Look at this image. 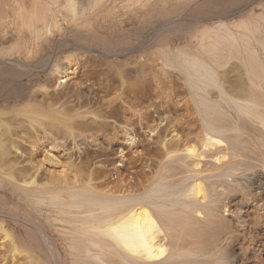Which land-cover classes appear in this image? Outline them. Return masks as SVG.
Returning <instances> with one entry per match:
<instances>
[{"label": "bare ground", "instance_id": "bare-ground-1", "mask_svg": "<svg viewBox=\"0 0 264 264\" xmlns=\"http://www.w3.org/2000/svg\"><path fill=\"white\" fill-rule=\"evenodd\" d=\"M101 139L154 144L138 183L102 191L53 153ZM0 187L64 250L2 201L0 264H264V0H0Z\"/></svg>", "mask_w": 264, "mask_h": 264}, {"label": "rangeland", "instance_id": "rangeland-1", "mask_svg": "<svg viewBox=\"0 0 264 264\" xmlns=\"http://www.w3.org/2000/svg\"><path fill=\"white\" fill-rule=\"evenodd\" d=\"M126 35L128 37V40L131 43L143 41L144 40V37H145V34L144 33H141V32L140 33H135L133 28H130L128 31H126ZM114 44L117 45L116 42L113 41L112 42V45H114ZM132 55L133 54H131V56ZM98 68H99V70H98ZM96 69H97V71H101L102 69H105V66L104 67H102V66L98 67L97 66ZM111 78L114 81L111 80L109 83H106V84H98V83H96L94 85V87L92 88V92L90 93L92 102H93V104H95L94 107L101 108V109L103 108L102 109L103 112L108 110V108L105 109L106 106L103 105L104 104V101H105L104 98L107 97L106 98V101H108L110 99L113 100V98H115V96L117 95V94L116 95L114 94V93H117L116 91L123 90L124 87L126 88V83L122 84L120 77L115 72H113V75L111 76ZM83 90H84V92H86L85 91L86 89H83ZM124 90H126V89H124ZM124 90H123V92H124ZM94 95H96V97ZM106 101H105V103H106ZM145 101L147 102L146 99L143 100V102H145ZM113 102L111 103V105L115 104L116 107H119V106H117L120 103L118 100H116V102L115 101H113ZM144 104H147V103H144ZM12 105H13V103H10L8 105L9 109L11 108ZM115 106L113 105V107H110V110L112 111V109ZM149 110L151 111V112L149 111V113H153L154 114V110H151V109H149ZM116 117H117V121H119L120 119L122 120V117L120 115L118 116V113H115V117L114 118L116 119ZM118 118H120V119H118ZM136 128H138V126ZM124 130H126V128H124ZM139 130H140L139 128H138V131L136 129V131L139 132L138 135L141 134L138 137H141V136L145 135L144 134L145 132L143 130L142 131H139ZM121 139H122V135H121ZM137 140H138V138H136V141ZM150 142L151 141H148L147 145L145 144V147H147L145 149H147V151L146 150H144V151L142 150L144 152V154H146L147 156L144 155V154H140V152L138 153V151H136V152L131 151V150H123V151H120L119 150L120 148H117V149L114 148L113 146H111V143L109 141L103 140V139H101V142L99 144H98V142L97 143L96 142L88 143L83 148H81V150L83 152H79V149L76 150V148H75V150H73L72 143H70V141H68L67 142L68 144L65 143V147H64L65 150H63V148H60L59 150H55L54 149L53 150V153H55V154L56 153H59V158L61 157L60 159H61V161L63 163H65V162L68 161L67 163L69 164L71 162V164L69 166L73 170L76 169L74 171L75 172L77 171V174L79 173V177L80 178H83V179L86 178L87 175H88V173L90 175L93 174V175L90 176L91 177V182H93V183L95 182L94 184L97 185V187L99 186L100 187L99 189H101V190L103 189L102 191H106V190L110 189V187L111 188L115 187V185L117 187L115 189H118L120 186H117V185H119V184L121 185V183H119L120 182V179L122 178V176H126L125 174L128 173V172L130 174L128 173L127 176H132V178H133L132 181H134V183H136L138 180H140V176H141V171L140 170L142 169V167H141L142 165L141 164L144 161L143 158L144 157L151 156V155H154L155 152H156V150H154V148L156 149V147H154L153 146L154 144L152 142H151L152 143L151 144ZM152 146L154 148H152ZM67 147H70L72 149L69 148L70 149L69 150ZM49 148H51V145H49ZM67 149H68V153L69 152H71V153L68 154L67 153ZM148 149H149V152H148ZM72 150H73V152H72ZM124 151L125 152L127 151V152L125 153ZM72 156H73V158H72ZM70 158H72V159H70ZM135 160H137V161H135ZM141 160H142V162H141ZM71 165L74 166L75 168L72 167ZM138 167H141V168H138ZM83 171L86 172L87 174L86 173L84 174ZM131 172H133V173H131ZM80 173H81V175H80ZM82 174H83V176H82ZM133 176L136 177V178H134ZM112 184H114V185H112ZM11 191L12 190H10V188H7L6 187V188L1 189V187H0V203H2V201H3V203L5 202V203H7L9 205H12L13 207H16L17 206L20 211H24L26 213V215L29 216L28 218L29 219L31 218V221L32 222L30 221L31 223H28L29 224L28 226L31 229H33V230L35 229V227H34L33 224L43 223L44 224V227L46 228V230L48 232L52 233L55 238L57 237L55 239L54 243H53V246L55 248H57V250L61 254H64V250L62 249L63 248L62 247L63 246V243H62L61 239L59 238L58 235H56V233H55L56 231L54 230V228L50 224L44 222V217H42L41 215H39V212H38L39 209L38 208L34 209L35 208L34 206H32L33 207L32 208L31 206L27 205L24 201L22 202V200L19 199L18 195L16 193L11 192ZM14 223H15L14 221H10V224H14ZM19 228H20V226L18 225L16 229H19ZM38 240L40 241V244L44 247V249H46L47 247H49V246H47L48 245L47 243H46L47 244L46 245L47 247L44 246L45 245V243L43 242L44 240L42 241V238L39 235H38ZM46 250H48V249H46ZM40 261L42 263H44V264H48V263L49 264H53L52 260L47 255L42 256V258L40 259ZM59 264H66V262L63 260V261H60Z\"/></svg>", "mask_w": 264, "mask_h": 264}]
</instances>
